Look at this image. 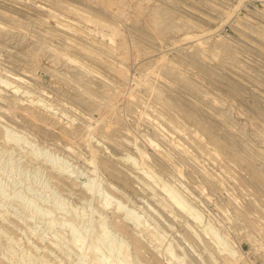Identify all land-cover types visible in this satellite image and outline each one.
<instances>
[{"label":"rangeland","instance_id":"1","mask_svg":"<svg viewBox=\"0 0 264 264\" xmlns=\"http://www.w3.org/2000/svg\"><path fill=\"white\" fill-rule=\"evenodd\" d=\"M0 264H264V0H0Z\"/></svg>","mask_w":264,"mask_h":264},{"label":"bare ground","instance_id":"2","mask_svg":"<svg viewBox=\"0 0 264 264\" xmlns=\"http://www.w3.org/2000/svg\"><path fill=\"white\" fill-rule=\"evenodd\" d=\"M120 14H121V13H120ZM64 24H65V23H64ZM110 27H111V26H110ZM114 33H115V32H114ZM113 35H114V34H113ZM114 42H115V41H114ZM93 44H95V43H93ZM87 188L90 189L89 187H87ZM105 203H106V202H105ZM175 204L178 205V201L175 200ZM179 207H180V206H179ZM118 210H119V209H118ZM126 212H127V211H126ZM128 215H130V214H128ZM128 217H129V216H128ZM136 225H138V222H136Z\"/></svg>","mask_w":264,"mask_h":264}]
</instances>
